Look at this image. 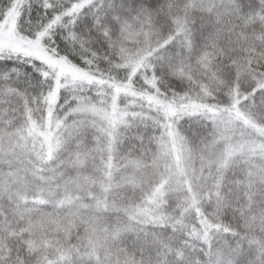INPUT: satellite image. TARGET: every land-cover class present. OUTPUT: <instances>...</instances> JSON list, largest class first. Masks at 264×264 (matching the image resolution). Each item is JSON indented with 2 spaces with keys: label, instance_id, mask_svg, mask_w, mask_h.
Listing matches in <instances>:
<instances>
[{
  "label": "snow or ice",
  "instance_id": "6c2138e0",
  "mask_svg": "<svg viewBox=\"0 0 264 264\" xmlns=\"http://www.w3.org/2000/svg\"><path fill=\"white\" fill-rule=\"evenodd\" d=\"M0 264H264V0H0Z\"/></svg>",
  "mask_w": 264,
  "mask_h": 264
}]
</instances>
